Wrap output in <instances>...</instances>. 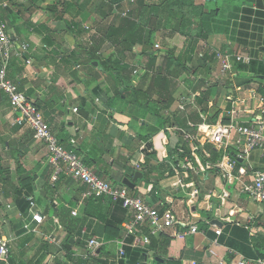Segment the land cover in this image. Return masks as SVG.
I'll return each instance as SVG.
<instances>
[{"label": "crops", "instance_id": "crops-1", "mask_svg": "<svg viewBox=\"0 0 264 264\" xmlns=\"http://www.w3.org/2000/svg\"><path fill=\"white\" fill-rule=\"evenodd\" d=\"M175 1L145 0V6ZM224 1L195 0L205 11L216 9L207 39L179 32L186 5L172 6L177 15L162 8L147 13L149 25L133 35L134 46L123 57L138 70L127 84L105 72L103 63L120 59L117 39L126 31L121 18L134 9L138 22L143 7L132 0H0V15L16 43L9 78L36 102L60 142L101 178L114 185L128 178L134 196L199 226L184 238L171 231L153 236L145 227L127 235L132 210L109 197H86V186L71 177L54 181L46 146L30 128L14 123L8 97L0 92V233L10 248L0 264H130L119 255L121 241L125 249L143 252L137 264L264 256V204L243 190L264 171V150L240 157L244 141L237 133L223 145L209 140L218 123L264 120V76L257 75L264 69V24L246 26L248 0L227 8ZM170 48L176 56L190 54L191 70H179L172 105L162 109L165 102L157 103L156 95L148 107L129 102L127 87L149 85L141 79L147 53L163 55ZM218 51L232 55L230 71L222 72ZM35 213L42 222L33 219ZM92 237L102 245L85 258Z\"/></svg>", "mask_w": 264, "mask_h": 264}, {"label": "built area", "instance_id": "built-area-1", "mask_svg": "<svg viewBox=\"0 0 264 264\" xmlns=\"http://www.w3.org/2000/svg\"><path fill=\"white\" fill-rule=\"evenodd\" d=\"M89 40L92 42L91 39ZM158 47L159 44H156V48ZM15 50L16 43L10 34L8 23L0 15V92L5 93L8 97L9 106L16 115L14 123L30 128L33 131L34 138L46 146L48 161L53 169L52 179L54 181L58 180L61 175L71 177L86 186L84 193L86 197H109L113 201H119L124 208L131 209L133 216L125 224L127 235H135L142 227L147 228L153 236L171 231V234L176 238H184L188 234H195L199 231V226L196 223H190L173 210H161L142 197L134 196L127 186L114 185L101 178L76 151L65 147L36 102L30 99L9 78L8 67ZM217 55L221 59L222 72L230 71L233 67L232 55L220 51L217 52ZM234 57L237 61L247 60L243 55H235ZM133 72L134 75H138V70L134 69ZM233 133L239 134L244 141L240 150V157L249 156L255 149L264 150V120H257L251 125L218 123L213 127L209 140L223 145L228 142ZM243 190L249 199L264 204V171H257L253 181L246 184ZM33 219L40 223L43 221V215L35 213ZM216 232L219 234L221 230L217 229ZM101 245L102 242L98 238H90L88 240L90 253L84 255V257L88 258L89 255L95 254V250ZM9 254V242L0 233V261L7 260ZM124 254V241H121L119 255ZM198 264L208 263L200 262ZM216 264H264V256L242 257L232 260L220 259Z\"/></svg>", "mask_w": 264, "mask_h": 264}, {"label": "trees", "instance_id": "trees-1", "mask_svg": "<svg viewBox=\"0 0 264 264\" xmlns=\"http://www.w3.org/2000/svg\"><path fill=\"white\" fill-rule=\"evenodd\" d=\"M121 5L124 0H112ZM129 1V0H128ZM132 2L140 8L143 7V10H139L138 15L139 18L134 20V9L131 10L130 14L127 17L121 18V23L126 31L124 35H120L119 39H117L118 55L120 59L107 61V64H104L105 72H110L115 75V79H122L124 83H130V79L132 78V74L134 71V67L126 64L123 57H125V53L127 51H131L134 46V41L132 37L140 34L142 35L145 32V26L149 25L150 19H145V15L147 13H154L155 15L160 13V8H162L167 12L173 13L172 6L175 4L177 6H187V14H183L182 18L179 20V32L188 37L190 40L194 38H202L207 39L210 34L214 32L213 26V17L215 15L216 9L211 11H205V8L201 5H195V0H176L175 3L159 6H145V0H132ZM112 3V2H111ZM243 12L245 14L244 21L246 22V26H254L256 28L259 25L264 24V0H248L245 3L243 8ZM177 15V13H173ZM132 33V35H131ZM134 35V36H133ZM148 55V64H147V72H145L141 79H149V85L146 89L142 87H134L129 86L126 89V97H131L129 102L140 106V107H148L151 106L156 101L152 102V97L154 95L157 96V103H161V101L165 102L162 109H168L172 103L174 102V93L176 90V81L175 78L178 77V72L185 71L189 74L190 67L188 66L189 55L176 56L175 48H170L163 55H157L156 51L154 53H147ZM92 57H90L91 59ZM89 59V60H90ZM160 59V61H159ZM159 61V64H158ZM255 61L252 62V64ZM240 68L244 67V64L239 65ZM262 74L264 76L263 66L261 67L260 72L257 73ZM239 161V159H237ZM119 229V228H117ZM128 241H132V238H129ZM134 254L137 256V260H133L131 255ZM125 255L129 257L130 264H137L140 262V259H143V252L139 249H133L131 247H126ZM124 264H126L124 262Z\"/></svg>", "mask_w": 264, "mask_h": 264}, {"label": "water", "instance_id": "water-1", "mask_svg": "<svg viewBox=\"0 0 264 264\" xmlns=\"http://www.w3.org/2000/svg\"><path fill=\"white\" fill-rule=\"evenodd\" d=\"M139 175H140V173H139V172H136V173H135V177H134L133 180H135L136 177L139 176ZM123 184L126 185V186H128V187H130L131 189L134 188V183H133L130 179H128V178H125V179H124ZM213 222L216 223V224H218V225H221V223H220L218 220H214ZM72 242H73V241H72V239H71L70 243H72Z\"/></svg>", "mask_w": 264, "mask_h": 264}, {"label": "rangeland", "instance_id": "rangeland-1", "mask_svg": "<svg viewBox=\"0 0 264 264\" xmlns=\"http://www.w3.org/2000/svg\"><path fill=\"white\" fill-rule=\"evenodd\" d=\"M243 0H225L224 2L226 3V8L227 7H232V6H236L238 4H240ZM222 8L221 9V13L223 15V12L225 11L226 8ZM157 49H160V48H157Z\"/></svg>", "mask_w": 264, "mask_h": 264}]
</instances>
